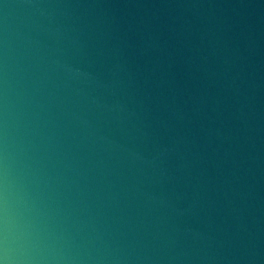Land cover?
I'll list each match as a JSON object with an SVG mask.
<instances>
[{
    "label": "clouds",
    "instance_id": "1",
    "mask_svg": "<svg viewBox=\"0 0 264 264\" xmlns=\"http://www.w3.org/2000/svg\"><path fill=\"white\" fill-rule=\"evenodd\" d=\"M0 264H264V0H0Z\"/></svg>",
    "mask_w": 264,
    "mask_h": 264
}]
</instances>
